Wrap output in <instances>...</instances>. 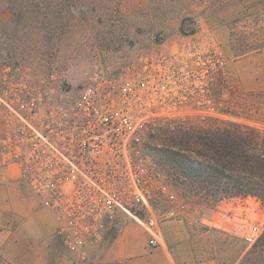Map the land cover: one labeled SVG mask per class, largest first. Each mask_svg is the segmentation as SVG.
<instances>
[{"label":"rangeland","instance_id":"rangeland-1","mask_svg":"<svg viewBox=\"0 0 264 264\" xmlns=\"http://www.w3.org/2000/svg\"><path fill=\"white\" fill-rule=\"evenodd\" d=\"M193 43L223 56L224 66L212 75V107L156 130L147 142L150 153L160 161L158 150L169 144L164 131L178 125L213 120L264 129V0H0V92L27 81L55 101L65 99L95 74L113 81L147 57ZM179 196V218L161 227L171 222L172 243L181 246L186 264H264L262 251L245 238L251 225L264 231L261 201L230 198L213 205ZM32 207L50 236L30 234L28 242L21 232L19 247L0 248V264L84 263L37 195ZM169 207L161 205L162 212Z\"/></svg>","mask_w":264,"mask_h":264},{"label":"built area","instance_id":"built-area-1","mask_svg":"<svg viewBox=\"0 0 264 264\" xmlns=\"http://www.w3.org/2000/svg\"><path fill=\"white\" fill-rule=\"evenodd\" d=\"M222 58L193 43L147 57L113 81L95 74L65 99L55 101L27 81L0 92L9 125L3 149L56 214L58 235L69 249L85 258L126 219L146 228L151 246L162 243V222L179 218L184 204L147 142L190 112L211 109L212 75L224 66ZM164 203L171 207L162 212ZM260 235L255 224L245 238L252 243Z\"/></svg>","mask_w":264,"mask_h":264},{"label":"trees","instance_id":"trees-1","mask_svg":"<svg viewBox=\"0 0 264 264\" xmlns=\"http://www.w3.org/2000/svg\"><path fill=\"white\" fill-rule=\"evenodd\" d=\"M164 132L169 144L158 150L159 159L183 197L213 205L255 197L264 204V129L212 120ZM253 250L262 251L260 260L264 258V231Z\"/></svg>","mask_w":264,"mask_h":264},{"label":"crops","instance_id":"crops-1","mask_svg":"<svg viewBox=\"0 0 264 264\" xmlns=\"http://www.w3.org/2000/svg\"><path fill=\"white\" fill-rule=\"evenodd\" d=\"M7 118V110L0 105V248L3 251L22 244L18 237L21 232L28 242L30 234L50 236L43 230L46 224L34 215L36 194L22 180L20 165L3 149L2 139L9 127ZM170 226L171 222L163 226L162 243L151 246L144 226L132 219L118 221L102 241L89 249L82 264H186L180 255L181 246L172 243Z\"/></svg>","mask_w":264,"mask_h":264}]
</instances>
